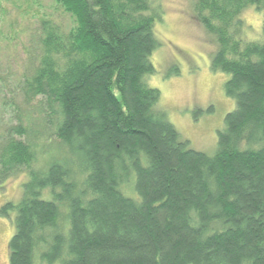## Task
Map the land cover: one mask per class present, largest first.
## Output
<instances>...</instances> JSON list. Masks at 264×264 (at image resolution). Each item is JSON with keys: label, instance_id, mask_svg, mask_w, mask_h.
Instances as JSON below:
<instances>
[{"label": "trees", "instance_id": "16d2710c", "mask_svg": "<svg viewBox=\"0 0 264 264\" xmlns=\"http://www.w3.org/2000/svg\"><path fill=\"white\" fill-rule=\"evenodd\" d=\"M55 2L71 26L39 17L18 78L0 72V188L26 175L0 207L15 209L9 264H264V0L193 1L235 102L213 155L147 84L152 0ZM248 6L263 12L255 41L240 37Z\"/></svg>", "mask_w": 264, "mask_h": 264}, {"label": "rangeland", "instance_id": "374dc122", "mask_svg": "<svg viewBox=\"0 0 264 264\" xmlns=\"http://www.w3.org/2000/svg\"><path fill=\"white\" fill-rule=\"evenodd\" d=\"M152 1L160 12L154 26L159 46L150 56L155 71L147 76V84L160 91L159 105L181 138L188 140L189 147L213 155L217 131L225 114L235 107L234 100L223 90L228 75L211 68L217 48L215 38L197 21L194 0ZM39 17L55 18L64 26H71L55 0H0V72L8 74L4 72V65H8L9 77L16 72L11 80L19 76L18 68L25 60L29 42L28 30L34 28ZM262 17L263 12L254 6L244 8L241 12L244 27L240 32L243 40L260 38ZM209 107L211 111H207ZM195 108L203 111L196 117ZM9 116L10 112L1 108L0 124ZM25 179L24 170H20L1 184L0 207L20 199ZM7 212V216L0 213V264H9L7 246L14 232L15 209Z\"/></svg>", "mask_w": 264, "mask_h": 264}]
</instances>
